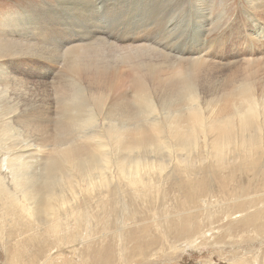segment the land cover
<instances>
[{"label":"bare ground","instance_id":"obj_1","mask_svg":"<svg viewBox=\"0 0 264 264\" xmlns=\"http://www.w3.org/2000/svg\"><path fill=\"white\" fill-rule=\"evenodd\" d=\"M10 1L13 0H0L2 8L8 9L6 2ZM110 1H45L7 16L2 26L133 19L142 16L147 7L158 13L163 5L185 3V0H113L117 4ZM126 2L140 4L137 7L141 8L129 11ZM247 2L250 14L258 19H249L247 40L264 48V17L260 15L264 12V0ZM194 4L193 8L198 10L194 16L197 45L184 50L182 56L165 54L146 45L141 37L145 32L140 28L123 33L126 35L95 32V38L88 44L65 37L63 45L71 46L64 48L62 54L57 52L60 49L44 46L48 44L46 37L52 33L51 28L49 35L44 33L46 27H36L30 31H8L9 38L0 36V92H3L0 118L10 119L14 115L8 122L21 125L20 129L11 126L14 131L9 133L7 125L0 129L3 135L0 144L5 147L0 161V199L6 213L0 219L18 229L7 236L0 229V239L12 240L15 253L11 256H16L17 261L38 264L42 259L39 264H48L52 256L65 254L68 248L75 254L74 248L82 245L86 259L91 255L101 264L113 259L122 264L127 261L136 264L132 256L127 257L131 253H124V244L129 225L138 221V214L130 211L122 200L116 218L105 217L109 214L107 202L109 197L120 201L127 191L135 203L143 202L145 193L155 188L157 191L152 192L149 203L142 207V217L153 219L154 234L148 231L149 240L139 237L135 245L151 244L157 234L162 244L171 239L177 244L184 240L181 246L185 248L186 242H191L202 230L183 231L178 227L179 216L174 210L170 214L163 203L157 206L161 199L159 185L163 187L174 178L175 191L180 192L186 184L176 176L181 172L180 178H188V171L202 175L215 172L220 175L223 187L226 183L223 170L238 173L239 177L246 175L252 184L264 175V86L255 85V82L264 85L261 73L264 59L252 58L255 52L250 49L251 59L243 64L230 62L224 50L235 36L205 38L209 27L220 21L222 14L213 18L211 0H194ZM115 36L120 39L113 40ZM164 43L171 45L169 41ZM66 59L71 61V68L64 67ZM8 66L25 70L29 80L4 75L2 70ZM225 68L231 77L238 75L243 81L226 89L211 84L215 69ZM9 97L25 102L27 97L29 101L13 102ZM18 105L26 106L18 113L12 110ZM198 139L206 149L200 156ZM169 144L178 153L172 159L158 161L157 153L171 149ZM181 153L188 155L184 157ZM197 162L203 164L195 165ZM97 207L96 212L102 215L94 220ZM164 214L167 216L162 217ZM80 223L86 224V230L99 229L101 237L108 239L106 245L99 246L96 240H91L90 246L82 243L85 233L79 234ZM65 243L70 246L65 247Z\"/></svg>","mask_w":264,"mask_h":264},{"label":"rangeland","instance_id":"obj_2","mask_svg":"<svg viewBox=\"0 0 264 264\" xmlns=\"http://www.w3.org/2000/svg\"><path fill=\"white\" fill-rule=\"evenodd\" d=\"M45 1L53 2V0L51 1L50 0H13L10 2H6L7 3L6 8L8 9H11V7L16 8L13 11L2 8L4 4H0V22H1L0 36H4V37L7 36V38H9L7 34L8 31L13 32L18 29H28L27 31H30L31 28L35 29L36 27H46L47 29L44 31V33L46 35L47 34L49 35L51 33L50 31H52V33L50 34L52 36L49 35L47 36L48 38L46 37L48 44L44 46L51 48L53 47L52 49L54 50L60 49L57 50L59 54H62L64 52L65 50L64 48H68L71 46V45H63V42L65 41V37L66 40L67 39L74 40L71 37L78 38L77 39L78 43L88 44L89 42L93 41L96 33L107 34V32H110L118 35H126L123 33H128L131 31V29L134 28L135 29L140 28V30H144L146 34L142 33V35L143 34L144 35L143 36L141 35V37L145 39L144 43L146 45L153 47L157 50H160L165 54H169L173 56L175 55L182 56V52L184 50H189L191 46L197 45L198 32H196L195 29L196 25L194 24V22L197 19L196 17L194 18V16H197L198 10L193 8V6L195 7L194 0H185V3L181 2L179 5L173 3L170 6L168 5V7L163 5L162 6L163 9L161 8V10H159L158 13L156 11L153 12L152 10L149 11L147 7L144 10L142 16L133 19H117L115 21H104L103 19H96V21H90V22L65 21V22H55L50 24H44V23L42 24L40 22L37 23L24 22L19 27L17 26V23H12V25H14V26H10L12 30L8 27L6 28L5 26H2L3 19L6 18L7 16L12 15L17 11L28 9L33 5L35 6V4H39L41 2L45 3ZM114 1L111 0L109 3L117 4ZM134 1L138 2L139 0H134ZM175 1L179 2L180 0H175ZM97 3L101 8L100 2L97 1ZM211 3H212L211 4L212 16L213 15L217 16L218 14L219 15L222 14V17L220 21L215 22L216 24L213 23L209 27L210 31L205 35V38L211 40V39H215V37L217 38L221 36L222 34L223 36L225 35L226 37L235 36L233 41L231 43H228L227 45L228 47H226V49L224 50V53L229 55V59H231L230 62L238 61L239 64H243L249 58L251 59V57H249L250 49H254L255 52L252 58L256 60L259 59L263 60L264 48L262 47V45L252 44L251 41L247 40V36L250 35L249 31L251 29L248 28L249 19L251 18L254 19V17L255 19H257L255 15L252 16L250 14L249 12L250 7L248 5L247 0H211ZM148 4L149 1L147 2L146 5ZM126 5H127V10L129 11L130 10L137 11V9L141 8V7L139 8L137 7L140 6V4L136 5V3L134 2H126ZM260 15L264 17V12H261ZM150 16H153L152 19H150ZM156 16L159 18H157ZM183 18L185 20H183ZM122 20L123 22L121 23ZM209 20H211L210 15H209ZM126 22L128 24H126ZM130 22L132 23L130 24ZM113 24H115V26ZM120 26L122 27V29H120L121 28ZM50 28L53 30H50ZM173 28L176 31L175 30L173 31ZM64 30L65 31L69 30V31L65 32ZM55 33L58 34L56 35ZM92 34H94L93 38H91ZM59 36L60 37L63 36L64 38L63 37L60 38ZM179 36L182 37L179 38ZM195 37L196 40H194ZM49 38L51 42L50 40H48ZM58 38H60V40ZM112 39L119 40L120 38L118 36H115ZM168 41L172 45V46L170 45L171 47L170 46L168 47L164 43ZM159 42L161 43L163 42L162 43L163 45ZM164 49L165 51H163ZM170 50L172 51L170 52ZM235 56H237V58L233 59V57ZM55 66L59 67V65H55ZM64 67L66 68L72 67V63L69 59H66V63ZM215 70H214L215 72H213L214 75H212V78H210V81L212 83L211 82L210 83L215 84L219 88L223 86V89L224 88L226 89L230 85L231 86L234 85V83L235 85H238L239 83H241V81H243L240 78H238V75L231 77V73L228 72V69L226 68L221 70L219 69H215ZM2 72L4 75L14 74V76L17 77L18 79L29 80L25 76L26 71L22 69L15 70L13 67L8 66L5 69H3ZM261 73L264 75V65L262 66ZM243 83H247V82H243ZM256 84L264 86L260 82L258 83L255 82V85ZM0 94H3V92H0ZM25 100L26 102L29 101L27 97H25ZM9 101H13V102L19 101L22 103H26L24 100L21 99L16 100L15 98H11V97H9ZM25 106L26 105H18L12 110L19 113L20 110H23L25 108ZM65 117L66 116H64V118ZM13 118L14 115L10 116V119H7L2 116L0 118V129L5 125L9 127L6 133L14 131L13 128H10L11 126L20 129L21 125L15 126L13 122L10 123L8 122ZM206 118L207 117H204V119ZM212 119L216 120L214 118ZM2 140H3V135L0 130V142ZM169 146L171 147V149L157 153L158 161H166L168 159H172L173 155L175 153H178V151H176L174 147H172L170 144ZM3 148L5 147L0 144V161H1V157H4L2 156V154L5 153ZM137 152L138 151H135V154H137ZM141 152L142 151L140 150L139 156L142 159L143 155ZM197 153L198 156H200V154L206 153V149L202 146L200 139H198ZM181 155L187 157L188 154L181 153ZM194 157L195 156H193L192 158ZM200 164L203 163L201 162L195 163V165H200ZM230 171L231 170H229V173H232V171L231 172ZM223 172H224L223 182L224 180L226 182V183L224 182L225 187H223V184L220 183L221 182L220 175L215 172H213L211 175H209L208 173H207L208 175L206 174L202 175V173L199 172L193 173L191 171L187 172L188 178H180L182 175L181 172L177 174L176 176L177 179L180 182L186 184V186L182 188L180 192L175 191L176 186L174 185L175 182L174 178H171L169 182H165L163 187L159 185L161 199L157 203V206L164 204L165 209L170 214L171 211L174 210V212L179 216L178 227H180L183 231L194 233L197 230H202L199 236L195 237V239L191 240V242L188 241L186 242V246H185L186 249L184 248V246H181L185 242L184 240L178 242L177 244V242H175L174 239L173 240L171 239L170 242H168L169 244L167 243L166 245H164L161 243V238L160 237L157 238V234H155L156 237L153 238L154 239L153 243L150 244L145 242L140 244L139 246L135 245L138 243L139 237H146L148 231L153 232L155 229L153 219L148 215L150 213L145 214V216H149L147 217V219H144V217H142V207L145 204L149 203L150 196H152V192L157 191L156 188L146 192L145 195L142 197L143 202L140 201L138 203H135L136 201L132 199L131 193L128 191L123 194V198H121L120 201H118V198L116 197H109L107 202V207L109 208V214L107 212L105 214V217H108L110 215V218L114 220L116 218V215L120 211V202L122 200H124L128 204L130 211L135 210L138 214V221L132 222L128 228V240L124 244V253L125 254L131 253V254H128L127 257H129V255L132 256V259L136 260V264H264V175L258 176L256 179H254V182L252 184V182L249 183L250 178L248 176L246 178V175L240 176L241 177L240 178L238 173L229 174L227 170H223ZM238 179H240V181ZM154 180H156V178ZM163 181H165L164 178ZM153 183L157 184L156 182ZM161 200L163 202H161ZM201 200H205V203L201 202ZM98 207L95 209V212L93 213L94 220L96 216L100 217L102 215V213L96 212L98 210ZM3 214L6 213L4 212V209H2V200L0 199V218L3 216ZM165 216H167V214H164L162 217ZM63 222H65V220ZM208 225H212V226L214 225V227L209 228L210 226ZM80 226H81L80 228L81 231H79V234L84 236L83 231L85 233V237L81 240L82 243H87V245L90 246V241L96 240L95 242L98 243L99 246L106 245L105 241H107L108 239L106 237H101V231L99 229L94 228L93 230V228H90L86 230L85 229L86 224L83 223H80ZM89 226L94 227L93 225H89ZM187 227L190 228L188 229ZM212 228L213 231L210 230ZM0 229L3 233L6 232L5 233L6 236L7 234H11L18 231L16 227H11V226L9 227V224H7L2 219H0ZM130 230H132V234H130ZM74 232L78 233V231L75 230ZM110 232L111 230L108 231L107 235ZM149 238H150L149 236L146 237V240L148 241ZM56 243H58V241ZM110 243L112 244L113 249H116V245L112 242V240H110ZM64 246L69 247L70 244L65 243ZM74 251L75 254H73L71 249L68 248L65 254H58L52 256L48 264H101L98 263L97 259L93 258L91 255L87 256L86 259L81 252L82 245H80L78 248H74ZM140 251L142 252V255H140ZM14 253L15 250L12 240L8 238L0 239V264H30V261L27 262L25 260L24 262L17 261L16 256H11L12 254L14 255ZM24 258L25 257H23V259ZM41 260L37 261L38 264L41 263ZM128 263L129 261H127L126 264ZM107 264H122V261L119 262L118 260L113 259Z\"/></svg>","mask_w":264,"mask_h":264}]
</instances>
